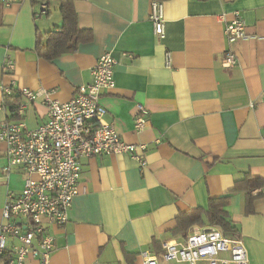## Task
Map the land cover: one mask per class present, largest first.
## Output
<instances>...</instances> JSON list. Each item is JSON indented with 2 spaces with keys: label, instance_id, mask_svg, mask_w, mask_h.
<instances>
[{
  "label": "crops",
  "instance_id": "1",
  "mask_svg": "<svg viewBox=\"0 0 264 264\" xmlns=\"http://www.w3.org/2000/svg\"><path fill=\"white\" fill-rule=\"evenodd\" d=\"M70 1L90 39L52 60L39 55L36 44L62 25V0L0 2V102L6 88L15 95L22 88L40 92L23 114L34 129L47 121V100H70L109 52L115 85L100 100L105 118L123 142L146 144L147 164L140 169L126 153L82 159L67 222L51 228L49 264H144L141 251L159 256L163 241L212 226L175 231L179 216L206 210L209 198L224 195L236 229L224 231L242 238L248 264H264V0H158L162 37L153 32L151 0ZM41 4L46 11L40 14ZM234 12L248 37L228 44L224 25ZM228 48L237 62L224 68ZM5 56L12 73L2 71ZM138 106L147 111V124L135 131ZM17 119L8 107L0 109V124ZM5 150L0 141V223L6 194L18 193L26 178L19 167L3 171ZM246 173L261 181L250 190L248 208L239 189Z\"/></svg>",
  "mask_w": 264,
  "mask_h": 264
},
{
  "label": "built area",
  "instance_id": "2",
  "mask_svg": "<svg viewBox=\"0 0 264 264\" xmlns=\"http://www.w3.org/2000/svg\"><path fill=\"white\" fill-rule=\"evenodd\" d=\"M21 0H0L4 5ZM46 11L40 6V14ZM149 18L157 37L164 33L161 4L151 0ZM228 44L246 39L245 24L239 12L224 25ZM169 63V55H166ZM237 62L235 51H224L221 65L230 68ZM115 59L104 52L91 69L92 80L76 88L74 96L66 101L47 100V121L28 129L23 114L28 102L40 92L22 88L20 102L14 114L17 120L0 124V141L6 145L5 173L11 167L21 168L26 178L18 193L5 197L0 223V264H24L29 258L38 264H49L55 248L51 228L62 227L68 219L73 197L78 193L83 158L126 153L140 169L146 167V144L123 142L112 122L106 120V110L100 100L115 85ZM14 64L5 56L2 71L12 73ZM4 90L0 109L7 108ZM252 106V104H251ZM147 124V111L138 106L134 130ZM160 259L177 264H248L242 238L228 235L216 226L195 228L182 238H170L161 243ZM144 264H159V256L150 250L139 253Z\"/></svg>",
  "mask_w": 264,
  "mask_h": 264
},
{
  "label": "trees",
  "instance_id": "3",
  "mask_svg": "<svg viewBox=\"0 0 264 264\" xmlns=\"http://www.w3.org/2000/svg\"><path fill=\"white\" fill-rule=\"evenodd\" d=\"M60 12L62 15V25L56 27L54 30L47 32L45 42L40 39L37 40L36 50L43 58L52 60L53 58L68 52H75L77 45L81 42L88 41L90 39V32L82 30L77 26L76 13L73 7V3L70 0H62L60 6ZM19 95L10 94L5 96L6 105L9 111L14 114L18 107ZM16 115V114H14ZM261 185L260 178L251 176L246 173L242 183L239 184V189L246 191V206L249 207V193L251 189L258 188ZM237 188V185H235ZM228 195H224L217 198H209L208 206L206 210L195 209L190 217L184 215L177 218V227L175 231L185 229L189 225L200 223L216 226L224 230H228L234 233L236 229L232 226L230 220L227 217L226 211L223 209L228 204ZM204 214L205 220L202 219L201 214Z\"/></svg>",
  "mask_w": 264,
  "mask_h": 264
},
{
  "label": "rangeland",
  "instance_id": "4",
  "mask_svg": "<svg viewBox=\"0 0 264 264\" xmlns=\"http://www.w3.org/2000/svg\"><path fill=\"white\" fill-rule=\"evenodd\" d=\"M224 230V229H223Z\"/></svg>",
  "mask_w": 264,
  "mask_h": 264
}]
</instances>
